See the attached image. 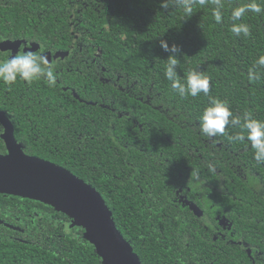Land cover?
I'll list each match as a JSON object with an SVG mask.
<instances>
[{"label":"trees","instance_id":"1","mask_svg":"<svg viewBox=\"0 0 264 264\" xmlns=\"http://www.w3.org/2000/svg\"><path fill=\"white\" fill-rule=\"evenodd\" d=\"M2 1L0 23H13L15 36L70 51L51 67L54 86L43 77L25 84L16 92L31 94H16L15 107L0 92L23 151L94 187L142 264H251L242 242L255 234L253 222H264V164L247 141L230 139L240 128L206 137L199 118L218 99L242 122L246 113L264 121V69L248 79L264 55V14L242 18L245 37L231 32L229 14L247 0H223L221 24L212 6L194 4L188 14L179 0ZM161 40L181 49V82L192 70L209 78L207 95L171 88ZM69 220L48 204L0 193V264H102Z\"/></svg>","mask_w":264,"mask_h":264},{"label":"water","instance_id":"2","mask_svg":"<svg viewBox=\"0 0 264 264\" xmlns=\"http://www.w3.org/2000/svg\"><path fill=\"white\" fill-rule=\"evenodd\" d=\"M20 41H2L0 49L12 48ZM38 45L30 48L34 51ZM13 56L16 50H12ZM67 51H57L54 59ZM48 59L50 52L43 53ZM75 96H77L75 94ZM3 131L0 139L5 153H0V193L29 198L48 204L65 213L69 227H81L83 237L94 247L102 264H142L130 244L123 238L101 194L70 170L44 158L27 154L14 136V128L0 110ZM198 216L202 210L191 205Z\"/></svg>","mask_w":264,"mask_h":264},{"label":"clouds","instance_id":"3","mask_svg":"<svg viewBox=\"0 0 264 264\" xmlns=\"http://www.w3.org/2000/svg\"><path fill=\"white\" fill-rule=\"evenodd\" d=\"M179 4L183 6L186 13L191 14L192 6L198 4L200 7L212 6L213 17L217 24L223 23V0H179ZM167 8V4L162 3ZM264 14V2L257 0H247L246 3L234 6L230 10L231 32L236 36L248 37L251 34L250 28L246 23L242 22V18L248 14ZM160 47L168 55V63L165 69V78L171 82V88L180 96L196 97L200 93L207 95L209 93V78L197 70L188 73L186 79L181 82L178 79L177 67L178 57L181 49L178 45L171 46L167 41L161 40ZM256 69H264V55L258 57L254 62V68L249 69L248 79L258 80L260 75ZM46 78L48 86H54L56 77L47 60L41 55H36L32 51H26L22 54L11 56L6 61L0 63V80L7 84L15 83L17 78L31 84L40 78ZM226 126L240 128L230 139L234 142L247 141L254 150V159L257 163L264 164V121L253 118L246 113L241 118L233 116L232 111L226 102L218 99H212L209 105L204 109L199 118V131L206 137H215L225 133ZM209 170L215 169L209 165Z\"/></svg>","mask_w":264,"mask_h":264},{"label":"flooded vegetation","instance_id":"4","mask_svg":"<svg viewBox=\"0 0 264 264\" xmlns=\"http://www.w3.org/2000/svg\"><path fill=\"white\" fill-rule=\"evenodd\" d=\"M9 1H7V2H9ZM2 3H4V1L0 0V4H2ZM12 3H13V1L11 2V4ZM0 18H3L4 20H6L5 16H0ZM42 30H43V28H42ZM31 31H32V29L28 27V28L24 29L23 31H21L20 33L24 34L26 32H31ZM16 33H17V31H16V28H15L13 23H11L9 21L5 25L0 23V42H2V41H20V43L18 45H13L12 48L9 47L8 49H4V50L0 49V63L6 61L7 59H9L11 57L12 52H13L12 50H16L15 51L16 53L14 55L22 54L26 51H31L30 48L33 47L35 44H37L38 46L35 47L36 49L32 52L35 53L36 55L43 56V53L50 52V57L48 59H46L48 66H50V67H52V65L55 66V64H57L59 62V59H61V60L64 59L65 56L63 58L57 57L55 59L53 57L55 52L61 51V50L44 49L42 41H37V40H34L32 38H26L23 35L15 36ZM67 52L69 53L70 51H67ZM91 66H92V64H91ZM91 66H90V68H91ZM53 70L55 73L63 71V69H61V68H59V69L53 68ZM92 71L97 73L94 67H92ZM56 80H58V79H56ZM25 84H27V82H25L24 80H22L20 78H17L16 82L12 83V84H7L4 81L0 80V92H2L3 96L9 95L10 97L7 98L8 100L10 99L9 104L12 105L13 107H15L14 99H15L16 94L18 96H22V95L29 96L31 94V91L16 92L17 89H22L23 86H25ZM63 89L65 90V88H63ZM72 90L73 89H71V93H72ZM21 93H23V94H21ZM11 94H12V96H11ZM0 110L3 111L6 114V116L8 113H10V111L8 109H6V108L3 109L1 107V105H0ZM12 125L14 128L13 123H12ZM2 131H3V128H2ZM1 132H0V134H1ZM220 214L221 215L223 214L222 210H220ZM34 215H36V213ZM203 217H204V215H203ZM36 221L41 222V219L29 220V222H36ZM68 222H70V220ZM224 223L225 224H223V225H228V229L230 228V226L233 227L235 224V222H224ZM253 224H254L253 231L255 234L250 233L248 235L249 241L242 242V248L247 253L248 257L251 259V264H264V222H253ZM68 225H69V223H68ZM223 225H222V227H223L222 229L224 231H223L222 235L224 234L223 236H225L226 227H224Z\"/></svg>","mask_w":264,"mask_h":264}]
</instances>
